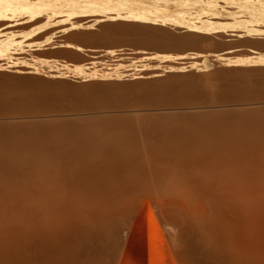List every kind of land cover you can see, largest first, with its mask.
I'll return each mask as SVG.
<instances>
[{
    "label": "rangeland",
    "instance_id": "374dc122",
    "mask_svg": "<svg viewBox=\"0 0 264 264\" xmlns=\"http://www.w3.org/2000/svg\"><path fill=\"white\" fill-rule=\"evenodd\" d=\"M66 1L0 0V12L13 17L0 21L11 23L0 25V46L9 44L0 49V125L127 118L145 146V134L155 135L143 128L152 111L202 118L205 112L264 110V34L247 25L264 26V0H114L122 11L165 12L147 21L114 13L75 16L73 1ZM32 3L50 4L54 19L65 21L40 28L42 23L20 12ZM214 3L219 16H203ZM180 18L196 24L187 27ZM48 31L42 44L32 42ZM206 60L209 69L198 71ZM97 130L110 133L104 125ZM47 151L37 148L39 154ZM216 157L186 170L171 166L165 175L166 165H158L128 188L136 192L129 195L135 210L121 228L119 247L110 251V264H264V164ZM6 186L25 197L19 185ZM180 191L188 195L181 199ZM150 209L158 225L148 218ZM0 223L1 235L7 233Z\"/></svg>",
    "mask_w": 264,
    "mask_h": 264
},
{
    "label": "bare ground",
    "instance_id": "6f19581e",
    "mask_svg": "<svg viewBox=\"0 0 264 264\" xmlns=\"http://www.w3.org/2000/svg\"><path fill=\"white\" fill-rule=\"evenodd\" d=\"M72 1V7L74 5L76 8L73 7L71 13L85 18H100L104 13H114L113 17L118 19L147 21L165 14L159 10L154 13L144 12L143 8L122 11L121 8L113 7L114 0ZM67 2L69 1L59 0V5ZM41 4L32 3L21 8L20 12L42 23L40 28L65 21L64 18L54 19L50 4ZM213 7L207 13L204 11V15L199 14L206 18L218 15L221 11L218 5ZM203 9L207 10L205 7ZM247 18L251 20L249 16ZM12 19V15L6 16L3 11L0 12V21ZM251 21L256 23L257 20ZM258 22L257 25H247H254L251 30L264 34V26H258ZM180 23L187 27L194 24L184 18H180ZM7 24L11 25L6 22L0 25ZM50 32L38 33L32 42L42 44ZM188 36L192 37L191 34ZM8 46L9 44H3L0 49ZM210 66V60H206L198 66V71L205 72ZM158 112L154 115L155 112L152 111L151 117L146 115L145 121L142 119L144 127H141L147 131L152 129L155 134H145V146L139 141L135 125L127 118L0 125V221L4 226L6 223L5 227L8 229L5 228L7 233L2 235L3 231L0 229V263L110 264V260L114 258L110 251L119 247L121 228L135 210V202L129 195L130 192L132 195L136 192L127 190L133 189L135 181L146 178L148 171H155L160 165H166L165 171H162V175H165L164 172L167 173L166 169L170 170L171 166L173 171L174 167L186 170V165L193 166L211 156L244 163L245 158L250 157L254 162L264 164V110L230 111L208 116L205 112L204 117L201 111L202 118L186 112V115L178 117H165ZM165 114L168 115V112ZM132 120L135 121L136 118ZM140 122L141 120H137V124H141ZM177 122L180 125H173ZM101 125L110 133H98L97 129ZM32 147L36 148L35 153L29 152ZM37 148H47L48 151L39 154ZM161 168L163 169H159ZM163 177L159 178L160 182ZM148 182L152 186L151 181ZM7 183L24 188L25 197L21 199L19 192L8 190ZM120 184L121 191L118 189ZM163 184L161 182L159 185L163 187ZM262 185L264 187L263 183L260 186ZM180 192L181 199L188 195L187 191ZM193 194L191 192L189 195ZM261 194L259 196L264 195ZM187 198L191 200L188 196ZM148 218L158 225L152 209ZM8 226H12L13 230L17 229L16 232H11ZM17 231L21 233L19 236Z\"/></svg>",
    "mask_w": 264,
    "mask_h": 264
}]
</instances>
